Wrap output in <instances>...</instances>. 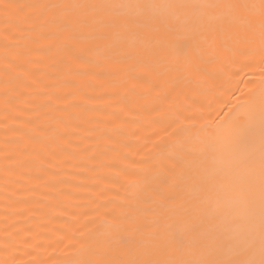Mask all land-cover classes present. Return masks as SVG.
<instances>
[{
	"label": "snow or ice",
	"instance_id": "obj_1",
	"mask_svg": "<svg viewBox=\"0 0 264 264\" xmlns=\"http://www.w3.org/2000/svg\"><path fill=\"white\" fill-rule=\"evenodd\" d=\"M0 174V264H264V0H0Z\"/></svg>",
	"mask_w": 264,
	"mask_h": 264
},
{
	"label": "bare ground",
	"instance_id": "obj_2",
	"mask_svg": "<svg viewBox=\"0 0 264 264\" xmlns=\"http://www.w3.org/2000/svg\"><path fill=\"white\" fill-rule=\"evenodd\" d=\"M239 79H240L239 77L236 78V81H238ZM236 81H233V83L230 86H225V91L227 93V95L225 96V99L231 98L233 103H235V97L231 96V92L235 91L236 96H239L240 90H243L245 87L243 83H240L237 86ZM3 179L4 178H3L2 174H0V213L3 212L4 196L6 195V193L4 192ZM21 183H23V181H21ZM11 187H13L17 191H22V189H16L15 185H11ZM80 195H87V192H82V193H80ZM38 211H41V210H38ZM43 211H46V210H43ZM52 216L54 217L55 221H57V222L46 224V228H48V229H58V228H60V223H58V221H63V220L68 219L67 216H55V214H52ZM0 226H2V218H0Z\"/></svg>",
	"mask_w": 264,
	"mask_h": 264
}]
</instances>
